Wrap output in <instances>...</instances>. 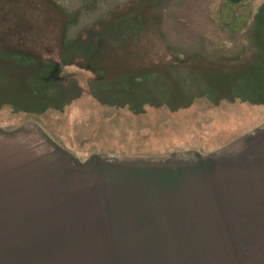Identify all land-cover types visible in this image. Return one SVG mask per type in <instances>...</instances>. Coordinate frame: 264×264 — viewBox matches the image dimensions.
Masks as SVG:
<instances>
[{"label": "rangeland", "instance_id": "374dc122", "mask_svg": "<svg viewBox=\"0 0 264 264\" xmlns=\"http://www.w3.org/2000/svg\"><path fill=\"white\" fill-rule=\"evenodd\" d=\"M259 36L264 0H0V135L44 127L75 152L73 139L88 134L130 140L138 153L175 134L213 149L252 146L264 130ZM186 104L173 129L167 118ZM110 105L127 113L103 108ZM15 171L0 167V264H110L98 261L142 249L112 246L127 233L101 228L83 200L48 197L47 185L57 190L61 178Z\"/></svg>", "mask_w": 264, "mask_h": 264}, {"label": "crops", "instance_id": "0c3cea01", "mask_svg": "<svg viewBox=\"0 0 264 264\" xmlns=\"http://www.w3.org/2000/svg\"><path fill=\"white\" fill-rule=\"evenodd\" d=\"M262 42L260 57L264 55ZM248 49L243 53L248 54ZM225 82L229 87V79ZM89 96L99 101L97 96ZM187 106H180L179 113L167 118L173 129H179L175 121L181 123V111ZM103 108L117 116L127 113H117L115 105ZM111 117H104L102 125ZM262 128L257 130L260 140L252 146L239 143L237 148L213 149L178 141L175 134L170 143L162 140L158 151L139 153L133 152L130 140L114 145L88 134L82 141L73 139L75 152L73 146L56 142L44 127L40 131L35 125L14 132L2 129L8 138L0 135V151L1 147H11V151L0 152V167H14L18 178H61L57 190L47 185L48 197L55 193L57 198L84 201L87 214L106 225L101 228L110 227L117 237L118 231L127 233L125 239L115 238L112 246L142 248L98 262L264 264V178L258 168V159L264 157ZM38 132L41 140L31 141L29 134L36 140ZM83 143L88 150L92 144L98 149L89 152L81 147ZM13 175L4 172L3 177ZM108 220L110 224L104 223Z\"/></svg>", "mask_w": 264, "mask_h": 264}, {"label": "trees", "instance_id": "16d2710c", "mask_svg": "<svg viewBox=\"0 0 264 264\" xmlns=\"http://www.w3.org/2000/svg\"><path fill=\"white\" fill-rule=\"evenodd\" d=\"M230 1H232V2H234V3H240V2L243 1V0H230Z\"/></svg>", "mask_w": 264, "mask_h": 264}]
</instances>
